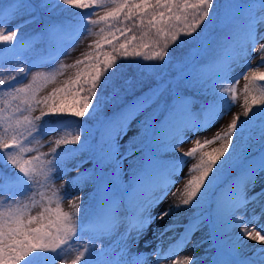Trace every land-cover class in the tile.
Segmentation results:
<instances>
[{
  "label": "rangeland",
  "instance_id": "1",
  "mask_svg": "<svg viewBox=\"0 0 264 264\" xmlns=\"http://www.w3.org/2000/svg\"><path fill=\"white\" fill-rule=\"evenodd\" d=\"M24 1L26 6L21 9L22 14L9 25L10 31L17 26L20 28L16 42L11 45L12 60L20 55L18 58L20 62L10 66L21 79L12 88L31 83L35 98L43 100L57 89L66 87L68 82L87 65L78 61L89 60L90 62L99 55L102 48H98L97 45L107 35V31L103 22L96 25L87 22L78 35L62 41L60 51L53 60L42 62L38 59V53L35 50L27 45L22 49L21 43L32 31L44 33L53 18L48 11L43 12L44 10L37 8L42 5V0ZM55 1L57 0L49 1L53 4L51 11L58 6L54 4ZM252 1L254 0H217L209 19L202 27L197 46L187 55L172 64L168 57L162 63L155 60L144 62L147 73L152 77L149 89L144 90L148 96L136 114L122 128L117 127L113 137L106 140L105 149L101 154L94 153L92 146L87 145H81L77 150H71L73 148L71 144L57 146L54 143L56 139L75 136L70 123L51 126L45 118L38 122L37 131L29 138L32 143L28 145L37 151L26 154V158L50 153L53 148H56L55 163L52 165L56 171L48 172L47 177L40 176L39 183L33 186L21 173H18L21 185L15 190L11 191L0 185V196H7L5 202H0V211L7 212L9 209L23 208L28 216H37L44 207L51 208L53 212L59 207L63 213L76 214L78 231L70 245L56 252L34 253L23 264H62L64 260L70 261L78 251H82L81 246L86 241H91L93 244L99 243L102 247L100 250L93 247L82 264H96L101 257L106 258V264H112V260L121 252H124V255L120 258V264H131L134 256L140 258V264H156L152 260V253L156 252L157 248H159V256L164 259H172L178 253L180 258L185 255L196 258V264H217L221 251L231 249L234 245L237 248L236 259L243 260L249 257L250 264H264V246L243 238L239 235L238 228L226 230L223 220L218 217L217 203L208 215L199 213L201 208L199 206H202L203 202L196 205L194 200L192 202L194 206L182 204L187 179L196 174L192 170L199 162V158L198 156L185 157L181 153L195 147L192 141L194 138L210 135L223 121L226 126L230 122L232 112L243 111L244 87L247 81L242 76L247 74L249 69L256 70L260 66L259 54L252 51L246 43L242 50L236 51L230 57L231 71L226 77L222 75L216 83V89L223 96L218 115L203 126L198 123L185 126L184 133H181L179 137L173 136L171 139H166L165 144L158 149L163 158L175 161L171 177L166 180L159 179L150 190L137 193L133 204L129 206L124 205L120 200L114 224L98 240L91 236L94 225L85 222L89 212L88 205L97 191L101 190L106 195L105 190H107L106 196L121 199L125 196L121 188L131 189L134 186L136 175L141 167V155L144 152L142 144L151 142L155 123L167 105L164 101L161 75L178 73L185 63L192 64L197 48L199 53L200 48H205L219 33L233 27L239 35L244 33L245 9ZM100 2L107 6L109 0H100ZM255 8H257L255 15L264 18V9L259 2L255 3ZM106 10V7L94 9L89 18L99 19ZM94 12L98 15H93ZM229 16H231L230 20ZM25 21L29 22L25 23ZM102 28L105 29L103 33ZM255 31L258 38L260 34H264V19L255 25ZM259 43H264V39H258L257 46ZM259 71H264V67H260ZM194 77L190 78L191 86L196 89ZM189 86L187 84V88H191ZM257 86L262 87V82H258ZM157 88L162 89L161 95L154 103H147L153 95V90ZM230 88L236 89L235 101L232 100L233 93L227 91ZM178 94L179 91L173 92L171 99ZM13 103L15 106L19 101H13ZM32 103L35 110L31 113L24 112L23 115L40 114L38 107H35V100ZM23 107L26 108L27 105ZM197 107L196 102L192 101L190 105L192 113H198ZM247 122L248 120L245 121L242 118L233 145L240 141ZM262 132L259 130L258 135ZM177 145L180 146L179 150H176ZM218 146V143L208 146L207 150ZM9 154L11 150L4 156H0V181L3 180L1 160L8 162ZM253 168L256 169L254 177L246 183L242 180L240 182L241 190L251 202L237 207L235 215L249 219V222L251 217L256 215L258 219L254 223L264 232L263 159L258 160ZM114 174L118 175V180L113 179ZM78 175H83L84 178L77 181ZM77 195L80 197L78 202L72 199ZM74 203L79 204L78 214L73 206ZM165 212L168 215L159 219ZM233 264H239V262L233 260Z\"/></svg>",
  "mask_w": 264,
  "mask_h": 264
},
{
  "label": "snow or ice",
  "instance_id": "2",
  "mask_svg": "<svg viewBox=\"0 0 264 264\" xmlns=\"http://www.w3.org/2000/svg\"><path fill=\"white\" fill-rule=\"evenodd\" d=\"M60 2L70 8L80 10L106 7L107 10L99 16V19L89 18L87 22L93 25L103 22L107 25V35L98 43L97 47L103 48L107 45L111 47L112 51L102 52L100 57L92 59L91 62L89 60L78 61V63L87 64V68L78 73L66 87L57 89L56 92L43 100L35 98V91L31 83L5 90V96H10L12 101H19V103L14 107L12 103H6L4 108H0V128H3V131L0 132V151L9 152L11 150V154L7 156L8 163L27 178L32 186L39 183L40 176L47 177L48 172L56 171L52 167L55 163L56 148H53L50 153L26 158V154L37 151L28 145L32 143L29 138L37 131L40 120L48 115L64 114L80 119L84 118L94 103L102 79L115 67L118 55L122 54L124 58L142 57L145 61L164 62L168 56L170 44H175L181 36L193 37L197 35L209 19L214 6V0H109L107 6L100 0H60ZM260 4L264 6V2ZM25 6L26 3L23 0H15L9 10L0 11V44L13 45L16 42L20 28L17 26L10 31L9 25L18 19L22 14L21 9ZM254 7L250 6L245 9L246 24L243 40L252 51L259 54L260 66L256 70L249 69L248 73L242 76L247 81L244 87L243 111L241 113L232 112L230 122L226 126L223 121L210 135L194 138L192 141H194L195 147L181 153L185 157L198 156L199 158V162L192 170L196 174L187 179L182 199V204L185 206L192 205L194 200L196 205L204 201L211 178L216 173L218 166L231 152L242 118L245 121L250 120L255 109L264 108V87L257 86L258 82H264V71H259L260 67H264V43H259L257 46L258 39H264V34H260L258 38L255 31V25L264 18L255 15ZM93 15H98V13L94 12ZM228 19L230 20L231 16ZM28 22L25 21V23ZM104 31L105 29L102 28L101 32ZM137 31L141 33L139 37L136 34ZM148 36H151L152 43L143 42L144 37ZM121 37H123V41L119 42ZM138 39L140 42L134 43ZM26 43V41L23 43L22 49ZM144 49H148V51H144ZM19 57L20 55L16 56L10 65L19 63ZM221 71L226 77L231 69L225 63ZM15 79V76L0 79V85H7ZM227 91L233 93L232 100L235 101L236 89L230 88ZM161 93V88L153 90V95L147 103H154ZM69 98L71 103H69ZM33 100H35V107H38L40 114L36 116L23 115L24 112L31 113L35 110ZM23 105H27V107L25 108ZM174 105L170 124L161 134L164 140L171 139L173 136L179 137L182 128L197 123L196 120H193L189 103L184 97H177L174 100ZM214 111L215 106L210 105L205 113L204 122ZM133 114V112L127 113L116 125L111 126L106 132V139L110 140L117 130V126L122 128ZM80 140L81 137L77 134L73 137L56 139L54 143L57 146L78 145ZM217 143L218 147L207 150L208 146ZM179 148L180 146L177 145L176 150ZM44 157L50 158L45 159ZM255 174L256 169L250 168L242 181L246 183ZM83 178V175H78L77 181ZM113 179L118 180V175L114 174ZM0 185L6 189L17 187L16 182L8 178L0 181ZM149 187L152 186L141 185L140 188ZM105 193L107 195V190ZM41 195L43 196V194ZM72 199L78 202L80 197L77 195ZM6 200V195L0 196V202ZM14 202L18 203L16 200ZM249 202L251 200L245 197L240 182L225 185L217 200L218 217L223 220L226 230L238 228L239 235L243 238L264 246V232L254 223L258 217L254 215L249 222V219L246 220L235 215L237 207ZM73 206L77 209L78 214L79 204L74 203ZM119 206V200L106 199L103 214L92 229V237L98 240L112 227ZM75 215L61 212L59 207L55 212L49 207H44L37 216H28L23 208L9 209L7 212L0 211V264H23L34 253L56 252L70 245L78 231ZM166 215H168L167 212L161 214L159 219H163ZM81 247L82 251H78L70 261L64 260L62 264H82L93 247L100 250L102 246L99 243L93 244L91 241H86ZM122 255L124 252L117 254L112 260V264H120ZM236 255L235 245L231 249H223L218 256L217 264H233V260L238 261L239 264H250L249 257L238 260ZM152 260L156 264H196V258L191 255L180 258L177 253L172 259H164L159 256V248L152 253ZM96 264H106V258H99ZM131 264H140V258L132 257Z\"/></svg>",
  "mask_w": 264,
  "mask_h": 264
},
{
  "label": "trees",
  "instance_id": "3",
  "mask_svg": "<svg viewBox=\"0 0 264 264\" xmlns=\"http://www.w3.org/2000/svg\"><path fill=\"white\" fill-rule=\"evenodd\" d=\"M42 1V5L37 8L44 10L43 12L48 11L53 18L52 22L44 33L32 31L23 39L21 44L26 41V45L35 50L41 59L54 58L59 52L61 41L76 36L86 26L94 9H74L57 0L54 4L58 6L51 11L53 4L49 2L50 0H46V2L45 0ZM14 2L15 0H1L0 11L6 12ZM216 2L217 0H214V5ZM256 2L260 4L264 0H254L250 3V6H255ZM262 7L264 9V6ZM256 10L257 8L254 7V13ZM105 28L107 31L106 24ZM201 31L202 28L197 35L193 37L181 36L175 44H170L167 57L171 59V64L181 60L191 49L197 46ZM136 34L138 37L141 35L139 31ZM122 41L123 37H121L119 42ZM119 42L116 43L118 44ZM139 42L138 39L134 43ZM143 42L152 43L151 36L144 37ZM244 45L243 33L239 35L233 27L230 30L219 33L205 48L202 49L201 47L199 53L197 48V53L193 58L192 64L185 63L178 73L161 75L162 86H164V101L167 105L165 103L166 107L155 123L151 142L148 144L143 142L142 144L146 150L141 159L142 164L135 179L133 190L128 192L125 188H121L123 193L126 194L127 201L130 197H133L134 192L151 188H140L141 185L153 186L158 178L165 179L172 172L173 161H163L157 150L165 144V140L162 139L161 134L170 124L171 114L175 106L174 100L177 97H184L189 103V108L192 101H195L198 106V113H192L191 108L190 112L193 120H196L199 124L204 123L205 113L209 106L214 105L215 111L208 116L206 121L213 119L218 114L220 103L223 99V96L215 87L218 79L223 75L221 70L225 66V63L229 66L230 57L236 51L242 50ZM104 51H112V49L110 46L105 45L97 57H100ZM144 51H148V49H144ZM114 55L116 54L114 53ZM6 56L7 59H5ZM11 61V45L1 46L0 44V79L10 76L18 78L14 72V68L10 66ZM144 62L145 60L142 57L124 58L122 54L118 55L115 67L102 79L94 103L84 118L80 119L67 114L48 115L44 118L48 120L51 126L64 122L71 124L73 134H79L81 137L80 143L73 145L71 150H77L81 145H87L89 147L92 146L94 153L101 154L105 149L107 130L111 126L116 125L127 113L133 112L135 114L148 96V93L144 92V90L147 91L149 89L152 77L147 73ZM86 68L87 65L80 72H83ZM192 77L196 78V89H193L191 86L192 79L190 78ZM15 80H12L7 85H0V108H4L6 103H12L14 107L12 98L5 96V90H9L10 85ZM187 84L191 88H187ZM262 85L264 87V82H262ZM177 91H179V94L174 99H171L173 92ZM69 103H71L70 98ZM245 126L246 129L240 141L233 145L230 154L218 166L216 173L211 178V182L206 189L205 199L202 201L203 207L208 204L211 207L219 198V194L225 185L237 183L251 168L252 163L257 161V159H264V108L255 109L251 119L248 120ZM259 130L263 131L260 135H258ZM2 131L3 128H0V132ZM183 131L184 128L180 130V132ZM5 153L7 152L0 151V156H4ZM1 167L4 178L12 181L17 180L19 172L11 164L1 160ZM99 193L92 198L88 205L89 212L87 219L95 222L103 214L106 199H114L109 197L104 198L103 193Z\"/></svg>",
  "mask_w": 264,
  "mask_h": 264
}]
</instances>
